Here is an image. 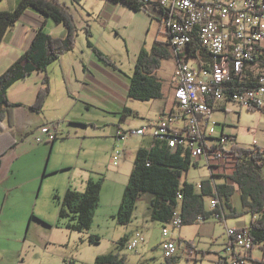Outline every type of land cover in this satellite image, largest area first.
<instances>
[{"label": "rangeland", "instance_id": "374dc122", "mask_svg": "<svg viewBox=\"0 0 264 264\" xmlns=\"http://www.w3.org/2000/svg\"><path fill=\"white\" fill-rule=\"evenodd\" d=\"M62 1L60 0L61 3ZM70 3L73 5L71 10L76 14L80 24L86 29L90 27L89 29L93 35V38H90L85 30L79 32L74 51L69 55L71 62L75 59L78 60L79 57L83 56V53L95 54L87 44L90 39L93 42L92 44L112 61L116 69L101 61L102 64L130 76L135 69V62L141 47L146 46L147 49H150L157 38L161 39L159 23L154 21L151 24V20L145 12L130 13V11L119 7V12L116 14L120 18L118 21L115 16L107 19L100 14V3L93 0H81L80 2L70 0ZM14 5L15 0H6L1 7L11 8ZM93 12L97 13L96 17L88 16L89 13ZM98 15H101V17ZM50 23L52 27H47L46 32L54 38H59L60 30L63 27L57 29L53 21ZM176 61L174 57L171 60L164 61L162 69L158 73V77L164 84L165 97L163 100L131 101V108L139 113V117L131 118L130 124L125 125L128 131L136 130L140 123H145L147 126L158 120L164 107L171 105L170 81L174 75H177L178 65ZM84 110L88 115L86 109ZM91 115H97L98 118L105 116L101 109L97 110L96 108L92 109ZM118 117L120 120L121 116ZM211 121V126L214 123L217 125L216 133L218 136L222 134L221 126H223L224 134L232 136L234 144L247 149L256 146L264 149L263 111H249L244 107L230 103L224 111H214ZM90 133L92 137L97 134L92 128ZM116 145L115 150L123 152V158L118 167L112 166L108 160L109 157L106 151L108 147L105 140L88 139V148L96 151L98 158L103 159V164H106V166L111 165L110 173L107 170L103 173V194L99 209L96 210L97 217H95L89 230L79 233L65 230L62 227L49 231L34 224L30 226L29 222L40 191L38 186L37 191L33 193L34 190L28 186L27 188L13 190L7 197L0 194V251L7 256L11 254L19 259L21 257L20 261L24 259L26 264H95L98 256L111 253L122 254L127 258L129 264H167L165 255L160 249V242L164 240L162 236L164 225L155 222L151 216V199L153 195L144 194L139 198L137 208L134 210L133 220L126 227L120 226L114 218L117 214V208L113 212L111 210L115 198L117 201V195L118 200L122 199L124 195L125 186L130 180L135 165L137 151L140 148H150V144L147 139L133 136L119 140ZM230 146L231 143L228 147ZM56 157V153L50 155L49 163H54ZM193 161L197 162V159L194 158ZM32 162H35L33 155L29 156L23 163L28 168L32 165ZM213 163L212 170L217 176L215 177L216 181L219 182L217 171H220L221 176H224L225 172L231 171V168H225V161ZM44 165H46V162ZM119 167L121 172L117 174ZM209 167L205 159L199 161L198 166L191 167L189 172L183 175L182 180L197 185L204 180L211 179ZM62 176L68 177L69 175L63 174ZM56 180L57 178H48L46 183H53ZM46 193L45 186L40 194L37 210L43 218L54 221L58 218L59 208L61 207L52 202L50 192L47 196ZM240 198L241 193L237 189L230 200L232 208L238 212L242 211ZM213 200V197L205 198V205L208 210L212 209ZM48 208L56 211L49 212ZM225 212L227 216L231 213L227 207H225ZM34 218L43 220L37 215ZM252 220L253 216L251 214H244L239 217L228 216L226 222L212 217L195 225L169 228L171 236L175 237L177 243V254L175 256L178 259L176 264H212V259L216 258V253H220L223 244L229 240L227 230L249 228ZM138 232L146 241L141 246L130 249L129 243L134 240ZM92 236L99 238L98 242H90ZM46 242L51 244L48 246L45 244ZM253 252L255 256L262 258L263 253L259 248H255Z\"/></svg>", "mask_w": 264, "mask_h": 264}, {"label": "crops", "instance_id": "0c3cea01", "mask_svg": "<svg viewBox=\"0 0 264 264\" xmlns=\"http://www.w3.org/2000/svg\"><path fill=\"white\" fill-rule=\"evenodd\" d=\"M5 1L6 0L0 5V11H13L16 9L19 2V0H15V5L11 8H2L1 6ZM93 1L100 3L99 12L107 19L115 16L116 20L119 21L120 18L116 16L119 12V7L130 11V13L145 12L148 14L151 24L157 21L160 25L161 29L159 30V35L161 39L157 38L156 41L162 43L169 42L168 35L163 31L159 5L149 4L147 9L136 12L126 5L115 4L108 0ZM151 1L155 2L157 0ZM62 3L68 5L70 9L73 8L70 0H63ZM73 14L76 16L75 13ZM96 14V12H93L91 14L89 13L88 16L96 17ZM98 16L101 17V15ZM51 21V19L40 16V14L34 11L24 12L19 21L8 29L4 41L1 43L0 75L9 69L22 53L28 50L37 31L43 30L46 32L47 27H52ZM56 26L57 29L63 27V29L60 30L59 38L66 37L67 32L64 26ZM82 28L84 27L82 26ZM82 30L84 31V29ZM91 38H93V35ZM143 48L150 51L152 47L147 49L146 46H142L137 55V59ZM70 54L72 53L67 52L57 62L51 64L47 72H35L27 79L19 81L10 88L8 92L10 102L18 104V106L10 110V115L2 123V127L0 128V137L5 132L12 133L14 141L17 142L16 147L10 148L1 157L0 194L7 197L13 190L27 188L28 186L34 190V193L39 186L40 192L33 209V215H37L43 220L35 219L32 215L29 225L31 226L34 224L35 226L42 227L49 231L62 227L59 225L61 223L59 216L54 221H49L47 218H43L37 210L39 207L38 200L45 186L47 192L46 196L50 192L52 202L60 207L59 201L55 199L56 197L62 200L64 194L69 190L79 191L80 193L85 192L89 180L102 182L104 179L103 173L106 170L110 173L111 165L106 166V164H103V159L98 158L96 151L88 148V139L96 138L105 140L108 147L106 150L109 157L108 160L112 166L118 167L123 158V152H121L119 156L118 165H114L115 149L117 148L116 144L120 140L117 135L120 132L128 131L125 125L130 124L131 118H138L135 116L122 118L121 114L125 108H127L139 115L137 111L131 108L132 99L128 97L129 90L131 89L130 77L134 74V71L130 76L122 71H115L102 64L95 54L83 53V56L79 57L78 60L75 59L71 62ZM174 76L170 81L171 105H166L164 107L158 120L153 121L147 126L145 123H140L137 127V129L147 127L146 135L140 137L147 139L150 147L153 143V135H155V128L151 125L158 123L162 119L171 120L170 124L174 127L181 125V123L175 119L180 116V111L174 98V91L176 90V80ZM46 78L49 79L51 84L50 96L45 104L43 113L37 114V112L30 109V106L35 102L38 91L43 87V82ZM230 103L233 102H214L211 118L214 111H224L229 107ZM94 108L97 110L101 109L105 116L98 118L97 115H91L92 109ZM84 109H86L88 115L85 113ZM118 116H121L120 120ZM49 123L57 125V138L53 143H36L35 136L40 133V129L43 126ZM221 127V132L224 134V127ZM91 128L96 131V136L93 135L92 137L90 133ZM5 143L7 144V142ZM5 143L3 146H0V153L7 148ZM10 143L11 141L8 142V145ZM55 153L57 155L56 160L54 163L50 164V155L52 156V154ZM32 155L35 157V162H32V165L26 168L23 162ZM202 160V158H197L198 163ZM45 162L46 165H44ZM118 169L117 174L121 172L120 167ZM210 171L211 174L214 173L212 169H210ZM63 174H68L69 176H62ZM226 174H228V171L225 172L224 175ZM217 175L220 181H216V183H224L225 179L221 177L220 171H217ZM48 178H57V180L47 184L46 180ZM30 202L29 199V203ZM121 202L122 199L118 200L117 195V201L115 198V202L111 205L112 212L115 211L116 208L118 212ZM55 211V209H49V212ZM95 217H97V214ZM46 221L50 222L49 224L51 225L46 224ZM171 239L175 240V237L171 236ZM45 244L49 246L51 243L46 242ZM225 244H223V247ZM221 252L216 253V258L214 260L212 259V264H218ZM250 256L258 261L264 259V253L262 258L255 256L253 251L250 253ZM20 259L11 254L7 256L0 251V264H26L24 259L21 261Z\"/></svg>", "mask_w": 264, "mask_h": 264}, {"label": "trees", "instance_id": "16d2710c", "mask_svg": "<svg viewBox=\"0 0 264 264\" xmlns=\"http://www.w3.org/2000/svg\"><path fill=\"white\" fill-rule=\"evenodd\" d=\"M3 1L0 0V5ZM108 1L126 5L136 12L147 9L149 4L159 5L157 1L152 2L151 0ZM26 11H34L40 16L51 19L56 25L64 26L67 33L64 38H54L43 30L37 31L28 50L0 75V128L10 115V110L18 106V104L11 103L8 97L12 86L27 79L35 72H47L51 64L57 62L67 52H72L82 29L86 31L88 37H92L90 27L82 28L70 7L59 0H19L15 10L0 11V46L8 29L14 26ZM91 43L89 40L88 45L99 60L116 69L112 61ZM170 46L169 42L156 41L150 51L144 48L141 50L136 60L134 74L130 77L131 89L128 93L130 99L143 102L164 99V84L158 78V73L163 62L174 57ZM234 80L237 79L234 78ZM50 87V81L46 78L43 87L38 91L35 102L30 106V109L37 114H42L44 111L50 96ZM121 116L122 118L139 117L137 113L127 108ZM4 143L7 148L0 153V161L5 152L17 146L12 133L5 132L1 135L0 146ZM227 154L225 168H231V171L221 176L224 177L225 182L217 184L215 180L217 176L212 173V178L200 182L201 189H198V184L182 180L183 175L187 174L191 167L198 166V163L193 161L190 151L184 148H171L166 141L153 138L150 148H140L137 151L130 180L122 196L120 209L114 218L120 226L130 225L137 202L144 194L153 195L151 199L152 219L164 226L170 223L178 208L181 209L183 226L202 223L201 220L205 222L225 212V207L230 209L231 213L228 215L230 217H239L244 214L254 216L264 213V149L258 146L247 149L234 144ZM213 167L214 165L210 169ZM237 189L241 193V212L233 209L230 203ZM101 194L102 182L89 180L85 192L69 190L62 200L56 197L61 207L59 209L60 227L79 233L89 230L94 222L96 210L99 209ZM180 195H182L181 199ZM207 197L218 198L221 203L219 208L208 210L205 205ZM228 216L225 215L226 218ZM243 229L250 231L255 242L254 249L259 248L264 253V219L252 220L251 226L243 227ZM98 239L92 236L90 242L96 243ZM165 259L167 264H176L178 258L174 256L165 257ZM255 262L264 264V259L255 260ZM95 264L129 263L122 254L111 253L98 256Z\"/></svg>", "mask_w": 264, "mask_h": 264}, {"label": "built area", "instance_id": "2783aa9c", "mask_svg": "<svg viewBox=\"0 0 264 264\" xmlns=\"http://www.w3.org/2000/svg\"><path fill=\"white\" fill-rule=\"evenodd\" d=\"M163 31L177 62L174 98L181 125L174 127L161 120L153 138L166 141L171 148H184L191 157L205 159L208 166L225 161L234 145L232 136L216 133L211 126L214 102H233L249 111H264V0H157ZM237 79V80H234ZM147 127L123 131L117 136L124 140L146 135ZM57 125L46 124L35 136L36 143H53ZM231 143V146L228 145ZM120 150L115 151V164ZM209 167V168H210ZM201 189V185H197ZM182 198V195L179 196ZM220 200L214 198L211 207L217 209ZM225 212L216 215L226 222ZM264 219V213L253 220ZM201 222H203L201 220ZM183 226L178 208L162 229L160 244L164 257H174L177 243L170 229ZM229 242L224 245L218 264H257L250 256L254 239L248 229L227 230ZM138 232L129 243L135 249L145 243Z\"/></svg>", "mask_w": 264, "mask_h": 264}, {"label": "water", "instance_id": "95a60500", "mask_svg": "<svg viewBox=\"0 0 264 264\" xmlns=\"http://www.w3.org/2000/svg\"><path fill=\"white\" fill-rule=\"evenodd\" d=\"M75 1H78V2H80L81 0H75Z\"/></svg>", "mask_w": 264, "mask_h": 264}]
</instances>
